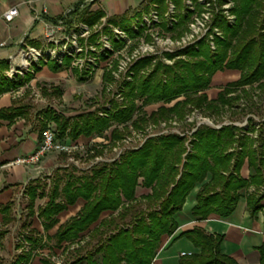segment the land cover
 <instances>
[{
  "label": "trees",
  "instance_id": "obj_1",
  "mask_svg": "<svg viewBox=\"0 0 264 264\" xmlns=\"http://www.w3.org/2000/svg\"><path fill=\"white\" fill-rule=\"evenodd\" d=\"M170 1L174 8L182 9L184 6L181 0ZM220 1L215 0L214 3L220 5ZM231 1L233 5L229 10L235 15L231 24L225 18L221 20V13H215L212 26H219V33L213 32L211 26L197 42L176 53H167V57L182 55L184 58H177L171 64L158 61L147 72L141 69L148 65L151 56L132 63L129 68L133 79L124 83L126 103L111 116H96L93 110L70 116L55 113L50 108L43 111V118L55 123L56 138L67 135L74 140L80 135L101 134L109 127V142L114 145L116 140L124 137L127 128L112 126L111 122L118 124L131 119L133 112L137 113V108H140L136 105L137 99L143 106L161 103L149 113L141 111L131 120L133 127L139 130L148 121L157 123L171 117L183 119L194 110L215 123V119L224 112L247 114L259 109V100L264 95V0ZM150 2L157 4L160 14L167 9L166 0H147ZM81 11V14L86 12L83 8ZM191 12L188 9L184 13L177 12L173 15L177 17L173 25H160L166 31L184 29ZM134 13L140 20V11ZM104 14L98 10L80 17L78 21L91 26ZM126 18L125 14L111 15L107 23L128 31L131 36L137 35L143 28L138 26L135 31L130 30ZM70 23L65 21L67 26ZM207 35H211L209 41L213 42V48ZM112 42L116 44L115 40ZM47 62L51 69L58 70L56 60ZM62 63L68 64L69 57ZM6 67L5 62L0 61V70ZM73 70L78 72L77 68ZM223 70H237L238 76L226 82L214 98H208L205 90L212 75ZM87 72L81 70L79 74ZM78 79L83 78L79 76ZM8 81V78L0 79V92L10 89ZM42 92L47 94V88L42 87ZM51 93L59 94V89L53 88ZM179 96L181 98L169 104ZM22 109L23 104L13 100L10 106L0 108V118L11 121L22 113ZM251 121L248 116L249 126L227 123L216 127L201 123L189 136L185 133L149 136L139 148L126 150L113 161L91 168L88 173L80 176L67 174L62 183L61 178L53 179L46 191L43 182L33 180L23 190L27 216L23 222L25 233L20 239L29 243V248L25 250L22 242L18 243L16 247L21 251L12 264H28L33 249L39 246L37 231L28 229V218L34 213L36 198L43 196H46V201L38 208L37 215L44 231L58 221L56 215L67 205L73 204L77 198L83 200L74 215L59 224L51 235H46L47 239L58 244L69 241L63 252L73 255V258L67 264H150L161 236L171 235L176 230L175 215L196 185L195 203L191 208L193 216L205 218L215 213L227 217L242 196V190L249 186L253 189L245 192V204L249 214L255 215L263 207L264 199V120L258 123L257 130ZM102 147L91 146L95 154L90 156L100 154ZM245 161L251 170L248 178L240 174ZM139 186L148 192L137 195ZM0 212L4 224L14 220L10 203L0 206ZM103 212L108 214L100 217ZM93 223L96 224L89 229ZM5 231L0 230V236ZM85 231H88L87 239L80 243V235ZM179 237L187 238L194 248L179 257V264H237L223 253L221 235L210 234L195 226L180 231L174 238ZM70 243L76 246L70 248ZM95 253L100 254L98 260L93 256ZM41 264L55 262L43 257ZM259 264H264L263 250L259 252Z\"/></svg>",
  "mask_w": 264,
  "mask_h": 264
},
{
  "label": "rangeland",
  "instance_id": "obj_2",
  "mask_svg": "<svg viewBox=\"0 0 264 264\" xmlns=\"http://www.w3.org/2000/svg\"><path fill=\"white\" fill-rule=\"evenodd\" d=\"M146 2V8L143 3ZM215 0H196L195 3L191 0H181L182 9L174 8L170 0H166L167 9L164 13H159L157 4L155 2L147 3V0H107V3L102 0H94L83 7H79L75 14H69L70 24H65L59 31L54 33L53 39L56 41L48 40L44 34H39L36 38L31 39L25 37L24 41L17 43L21 49L14 52L13 55L0 58L7 65L6 69L0 70V79L8 78L10 89L16 88L21 83L26 82L27 69L31 64L35 63L33 53L29 51V47L36 50L47 51L51 54L49 60H56L63 62L65 58L69 57V66L77 68L79 73L81 70H88L87 76L84 81L79 82L76 79L69 81L67 71H63L57 75L55 80L49 81L48 78L43 77L35 81L34 89L30 90L27 94L20 97L19 103L24 104L27 108V117L25 122L36 131V129H43L46 126L55 127V124L50 119L43 118L40 124V113L45 109H53L56 113H62L64 116H70L81 111L93 110L96 116L107 114L111 116L120 106L126 103L125 82L133 79L130 73V66L135 61L147 56H151L148 65L141 71H149L156 62L163 64H171L177 58H184L182 55H175L167 57V53H176L183 47L197 42L200 38L204 37L207 30L212 26V18L216 13H221L222 18H225L228 24L234 20V13L230 12L233 5L231 0H221L220 5L214 3ZM85 9L86 12L81 14V10ZM186 9L191 10V14L186 19L184 29L181 27L180 33L178 30L166 31L161 26L162 23L169 27L175 23L177 17H173L177 12L184 13ZM98 10L104 11V15L91 25L85 22L78 21V19L86 14L96 13ZM140 11L141 18L137 20L134 12ZM125 14L129 22L128 28L135 31L138 26L143 28L137 35H129L128 31L121 30L118 26H112L107 23V18L111 15ZM93 16V15H92ZM175 18V19H174ZM161 23V25H160ZM213 27V26H212ZM213 32L219 33L221 31L219 26L212 28ZM211 35H207V39ZM115 40L116 44L112 41ZM32 41V42H31ZM210 46L213 48V42L209 41ZM108 52H105V51ZM55 57H52L54 56ZM6 56V55H5ZM105 57V58H104ZM6 58V59H4ZM104 58V59H103ZM41 61V60H40ZM38 61V63L40 62ZM10 69L12 71H10ZM85 75V74H84ZM238 76L237 70H223L215 72L209 86L205 92L208 98H214L217 91L224 86L228 81L236 79ZM55 84L57 85L62 95H46L38 97L35 92H39V85L42 84ZM24 88V87H23ZM27 90V88H25ZM31 93V94H29ZM29 94V95H28ZM36 94V95H35ZM39 94V93H38ZM176 97L169 104L171 105ZM160 102L150 103L148 105H141V100H136V105L140 108L138 112H133L131 119L124 123H112V126L121 128L126 126L127 133L120 140L114 142V146L108 143L105 132L101 134H94L89 139L83 140L79 144H73L75 147L70 152L63 151H49L47 155H55L57 161L54 166L47 171L40 173V181L44 183L45 190L52 183L53 179L61 178L60 183L66 179V175L80 176L83 173H88L91 168L100 166L103 162H111L118 158L119 154L130 149H137L149 136H157L160 134L176 133L183 135L184 133L189 136L195 126L204 123L210 126H220L221 124L233 123L238 126H249L247 117L252 119V124L257 130L258 123L264 120V95L259 100V109L251 110L247 114H230L224 112L222 115L215 119V123L203 115L202 112L194 110L183 119L168 118L160 120L157 123L146 122L144 127L136 129L133 127L131 120L141 111L149 113L155 109ZM167 104V105H169ZM261 127V126H260ZM264 128V126H262ZM129 132V133H128ZM105 143L109 146L103 148V152L90 156L94 150L91 146L98 148L99 143ZM39 143V142H38ZM186 143V141H185ZM70 145V144H68ZM103 145V144H102ZM72 146V145H71ZM45 154V155H46ZM44 155V156H45ZM43 156V157H44ZM42 157V158H43ZM41 158V159H42ZM13 160V159H12ZM10 164L11 161H10ZM39 164V163H38ZM36 165V164H33ZM22 186L20 187L19 194L15 200V219L7 226L6 233L0 238V264H12L19 253L20 248H16L22 235L25 233L24 227L21 224L25 218L26 210L24 208L26 199L22 194ZM146 191L144 188L137 190ZM46 200L45 197L36 200V207L42 205ZM264 199L262 200V202ZM107 213H102L106 216ZM69 208L61 212L57 218L62 222L69 217ZM30 223L35 227L40 235H44L40 221L34 214L30 219ZM96 223L90 225L91 229ZM3 227L0 226V229ZM50 230L49 232H52ZM88 236V231L81 233L80 243L85 241ZM25 250L28 249V244L22 242ZM42 248L36 249L34 257L28 264H41L39 259L41 257L49 256L56 262V264H67L72 260L73 255L69 256L64 253L59 245L54 243V240L44 241ZM69 245V243H62V245ZM72 244L71 247H75ZM70 247V248H71ZM95 259H99L100 254L93 255Z\"/></svg>",
  "mask_w": 264,
  "mask_h": 264
},
{
  "label": "crops",
  "instance_id": "obj_3",
  "mask_svg": "<svg viewBox=\"0 0 264 264\" xmlns=\"http://www.w3.org/2000/svg\"><path fill=\"white\" fill-rule=\"evenodd\" d=\"M102 1H105V3H107V0ZM12 5H17L18 7L17 16L10 22H5L0 19V42H4V45L0 46V58L13 55L14 52L19 51L21 49V46L17 45V43H21V41H24L25 43V37L28 36L31 39H34L39 34H43V23L41 21H35L33 19V12L35 10L38 11L42 7H45L47 10V16L45 17V19L52 20L53 18L61 15L65 10L69 8H72V14L79 9V7L77 6V1L75 0H0V12L6 7ZM67 16L68 18L66 20H69V14ZM56 65L58 66V70L51 69L48 65L47 60L40 61L37 64H30V67L27 69L28 79L25 78L26 82L21 83V85H18L16 88L0 92V108L10 106L13 100L19 102L20 97L23 96V94H27L29 90L30 92H32L34 89V85H36L35 81L39 78L43 79L44 77L45 79L46 77L49 79V81H52L55 80L57 78V75L63 71L68 72L67 75H69V81L76 79L77 81L82 82L87 76V73H75L73 68L69 66V63L64 65L63 63L57 61ZM79 76H82L83 79L79 80ZM38 87L40 91L35 92L37 94L35 95L38 97H40V95L46 96L50 94L52 96L55 95L59 97L62 95L60 88L55 84L46 85L43 83ZM42 87L47 88V94L42 92ZM25 88H27V90ZM53 88H58L59 94H52L51 92ZM22 110V113L16 115L11 121L0 118V206L10 203V210L11 214L14 216V219L15 200L19 194L20 187L22 186V189L24 190V187L28 183L32 182L33 180H40V173L47 171L49 168L57 164V161H59L56 159L55 155L46 154L37 165H23L13 163L10 164V161H12V159L14 160L18 156H22L32 152L40 140L39 129H36L35 131L25 122L28 113L27 108L24 106V104ZM42 112L43 111L38 113V115L40 114V124L41 120L43 119ZM53 130L56 133V127H54ZM109 131V127L103 130V132L107 133L106 138L108 143H110L108 138ZM90 137L91 136L80 135L78 138L71 140L67 135H64L63 137H60L58 139L66 144L73 145L79 144L80 142H83V140L89 139ZM98 144V147L103 146L101 148L102 152L103 148L109 146L105 143H102V145L100 144V142ZM240 174L244 178H248V176L251 174V170L248 167L246 161L241 166ZM138 188L143 189L140 186L137 187V195L148 192V189L145 188L144 189L146 191L137 192ZM197 189L198 185H196L186 196L181 209L175 215V220L178 224L176 230L171 235L161 236L156 254L150 264H179V257L185 253L193 251L194 248L187 238L174 237L180 231L190 229L195 226L204 229L210 234L221 235V248L223 253L230 256L233 260H235L237 264H259V252L260 250L264 251V201L263 207L255 215L249 214L246 208L244 194L246 191H251L253 187L249 186L246 190H242V196L237 201L234 210L227 217H220L215 213H210L205 218H198L191 214V208L195 203V194ZM23 190L22 194L26 199V195L23 193ZM43 197L46 198V196ZM37 199L40 198H36V200ZM36 200L33 207V215L36 214L37 218L39 219L44 235L42 237V235L38 233L37 229L31 225L29 219L33 215L30 216L28 218V229L34 228L37 231L36 237L40 239L39 246L34 248L32 251L31 259L34 257L36 249L42 248L45 245L44 241L53 240L47 239L46 235H51L58 227V225L67 219L66 218L62 222H59V219L57 218L58 221L50 229L44 231L41 220L37 215L38 208L44 203L36 207ZM82 203L83 200L81 198H77L73 204L67 205L66 209L62 210L61 212L69 208V213H71V215H69L70 217L77 212ZM24 208L26 210V214L23 222L26 220L27 216L26 203ZM61 212H59L56 217ZM103 213L108 214V212ZM2 216L3 214L0 212V226L3 227L2 229H5L7 231V226L14 220L10 223L4 224L2 222ZM23 222L21 224V227L23 226ZM50 230L53 231L49 232ZM6 231L0 236V238L6 233ZM64 242L69 243V241H62L60 244H58L54 241V243L56 245H59L62 250L63 247L69 246L67 244L62 245V243ZM27 244L29 245V243ZM71 245L72 243H70V247ZM41 258L39 259L40 263ZM49 258L51 259V257Z\"/></svg>",
  "mask_w": 264,
  "mask_h": 264
},
{
  "label": "built area",
  "instance_id": "obj_4",
  "mask_svg": "<svg viewBox=\"0 0 264 264\" xmlns=\"http://www.w3.org/2000/svg\"><path fill=\"white\" fill-rule=\"evenodd\" d=\"M77 1L78 7H83L88 3H91L94 0H75ZM72 11V8H69L65 10L61 15L53 18L52 20L45 19L47 16V10L45 7H42L38 11L33 12V19L35 21H41L43 23V34L48 40H52L54 33L59 31L60 28L63 26V23L66 19V16L70 14ZM18 14V7L17 5H12L6 7L4 10L0 12V19H2L5 22H10L13 20ZM56 41V40H52ZM4 42H0V46H3ZM29 51L33 53V58L35 60V63H38V61H46L51 58V54H49L47 51H41L36 50L32 47H29ZM52 57H55L52 56ZM31 64L30 62L28 63ZM10 71H12L10 69ZM75 147L74 145H68L62 141H60L55 136L54 130L46 126L41 130L40 133V140L35 149L25 155L18 156L14 160L11 161L13 164H23V165H32V164H38L41 160V158L49 151H63V152H70L72 148Z\"/></svg>",
  "mask_w": 264,
  "mask_h": 264
},
{
  "label": "water",
  "instance_id": "obj_5",
  "mask_svg": "<svg viewBox=\"0 0 264 264\" xmlns=\"http://www.w3.org/2000/svg\"><path fill=\"white\" fill-rule=\"evenodd\" d=\"M219 127V126H218Z\"/></svg>",
  "mask_w": 264,
  "mask_h": 264
}]
</instances>
